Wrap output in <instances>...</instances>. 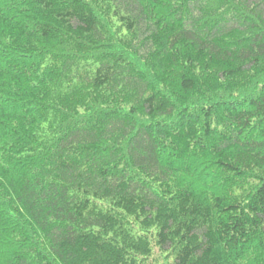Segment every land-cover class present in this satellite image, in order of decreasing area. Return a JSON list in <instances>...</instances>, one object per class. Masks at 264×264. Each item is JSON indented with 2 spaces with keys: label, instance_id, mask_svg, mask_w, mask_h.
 Instances as JSON below:
<instances>
[{
  "label": "trees",
  "instance_id": "16d2710c",
  "mask_svg": "<svg viewBox=\"0 0 264 264\" xmlns=\"http://www.w3.org/2000/svg\"><path fill=\"white\" fill-rule=\"evenodd\" d=\"M0 264H264V0H0Z\"/></svg>",
  "mask_w": 264,
  "mask_h": 264
}]
</instances>
